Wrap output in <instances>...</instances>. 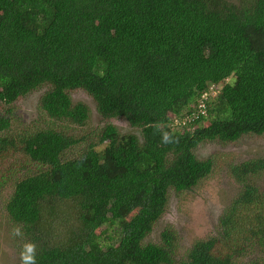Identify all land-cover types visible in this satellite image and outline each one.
Returning a JSON list of instances; mask_svg holds the SVG:
<instances>
[{"label": "trees", "instance_id": "1", "mask_svg": "<svg viewBox=\"0 0 264 264\" xmlns=\"http://www.w3.org/2000/svg\"><path fill=\"white\" fill-rule=\"evenodd\" d=\"M77 92L141 139L107 125L71 158L82 140L18 116L42 93L40 115L84 126ZM252 136H264V0H0V188L21 231L16 264L29 242L37 264H264V158L232 166L240 194L181 260L172 231L147 241L170 193L213 173L198 146Z\"/></svg>", "mask_w": 264, "mask_h": 264}, {"label": "rangeland", "instance_id": "2", "mask_svg": "<svg viewBox=\"0 0 264 264\" xmlns=\"http://www.w3.org/2000/svg\"><path fill=\"white\" fill-rule=\"evenodd\" d=\"M42 93H33L18 103L19 117L26 122L36 121L43 127L54 126L67 134L82 140L80 146L68 154L71 158L79 157L84 148L98 141V135L107 126H115L121 135L135 134L141 139L139 129L132 128L124 118L105 119L96 103L84 92L73 94L75 103L82 102L90 109L86 125L78 126L68 122H53L39 114L38 102ZM18 131V127L15 126ZM105 146L98 147V150ZM196 154L200 159L214 158L213 173L192 191L170 193L168 208L157 223L147 241L158 242L165 230H170L177 237L178 259H182L187 249L204 235L215 233L220 217L241 192V184L231 173L234 165L252 159L264 158V136L244 137L235 143L222 144L207 142L198 146ZM264 188V174L258 179ZM12 190L9 186L0 188V264H16L20 261L18 238L15 227L7 219L4 211Z\"/></svg>", "mask_w": 264, "mask_h": 264}, {"label": "clouds", "instance_id": "3", "mask_svg": "<svg viewBox=\"0 0 264 264\" xmlns=\"http://www.w3.org/2000/svg\"><path fill=\"white\" fill-rule=\"evenodd\" d=\"M169 136L168 133L164 134V142H168ZM15 235H21L20 228L17 227L14 229ZM21 261L22 264H37L36 259V245L34 243H26L24 245V249L21 253Z\"/></svg>", "mask_w": 264, "mask_h": 264}, {"label": "built area", "instance_id": "4", "mask_svg": "<svg viewBox=\"0 0 264 264\" xmlns=\"http://www.w3.org/2000/svg\"><path fill=\"white\" fill-rule=\"evenodd\" d=\"M203 98H206V96H203ZM199 108H200V109H203V108H204V104L201 103ZM203 112H204V111L202 110L201 113H203ZM194 118H195V117H194ZM186 120H190V119L188 118V119H186Z\"/></svg>", "mask_w": 264, "mask_h": 264}]
</instances>
